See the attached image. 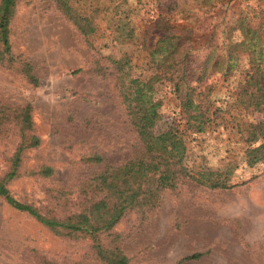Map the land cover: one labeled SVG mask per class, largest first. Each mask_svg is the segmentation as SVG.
Listing matches in <instances>:
<instances>
[{"label":"rangeland","instance_id":"rangeland-1","mask_svg":"<svg viewBox=\"0 0 264 264\" xmlns=\"http://www.w3.org/2000/svg\"><path fill=\"white\" fill-rule=\"evenodd\" d=\"M138 1L140 14L133 18L138 27L162 11L176 29H191L193 64L203 61L222 38L232 37L230 27L240 15L247 14L254 23V14L264 13V1L257 0ZM11 40L14 54L32 64L40 83L33 87L16 67L0 64V102L31 106L40 144L24 151L19 175L7 188L17 201L46 216L63 218L73 209H59L56 204L76 202L71 199L75 195L68 194H77L78 183L103 166L86 163L87 155L98 153L105 163L120 164L137 149L112 80L91 74L88 68L100 57L127 54L133 77L147 80L158 74L138 44L112 47L99 42L94 50L87 48L78 32L44 0L18 5ZM77 68L84 72L72 75ZM208 83L218 86L219 95L236 84L235 78L223 84L220 76ZM152 87L161 102L157 129L174 127L180 108L170 84L157 79ZM240 117L244 125L264 124V112H243ZM215 121L204 133H188V164L224 171L232 163L236 167L230 176L232 187L213 191L184 182L165 190L157 207L145 215H125L99 237L102 244L118 237L130 264H176L194 254L201 256L181 264H264V164L246 165L242 135L232 129L235 122L229 116L219 115ZM18 141L14 127H6L0 139V175ZM41 166L51 167L53 174H32ZM0 264L101 263L93 256L90 240L59 235L0 199Z\"/></svg>","mask_w":264,"mask_h":264},{"label":"trees","instance_id":"trees-1","mask_svg":"<svg viewBox=\"0 0 264 264\" xmlns=\"http://www.w3.org/2000/svg\"><path fill=\"white\" fill-rule=\"evenodd\" d=\"M27 1L31 0H0V64L16 67L27 83L37 87L40 82L32 64L12 50V19L18 5ZM44 1L52 4L89 49L94 50L99 42L112 47L138 44L159 78L133 77L127 54L100 57L92 62L89 73L112 80L137 149L120 164L105 163L98 153L87 155L86 163L103 166L78 183L77 194H68L75 195L70 198L76 202L56 204L59 209H73L63 218L46 216L9 193L7 184L18 177L24 151L36 148L40 140L34 133L30 105L13 107L0 102V139L9 126L14 127L19 139L0 175V199L59 235L65 233L71 238L90 240L93 256L101 264H130L117 243L118 237L109 245L99 240L125 215L132 212L145 215L157 207L163 191L174 190L184 182L213 191L232 187L230 176L236 168L232 163L224 171L188 164V133H204L219 115H227L235 122L232 129L237 128L242 135L246 165L251 168L264 164V124L244 125L240 121L243 112H264V13L254 14V23L247 14L240 15L230 27L232 37L222 38L219 44L210 47L203 61L193 64L191 29H176L162 11L138 27L133 20L140 14L138 0L131 3L128 0ZM82 72V68H77L71 74ZM214 76L222 77L223 84L235 78L236 84L219 95L218 86L208 83ZM156 78L170 84L180 108L178 124L164 131L157 129L161 102L152 87ZM32 174L51 176L53 169L41 166ZM200 256L190 255L176 264Z\"/></svg>","mask_w":264,"mask_h":264}]
</instances>
